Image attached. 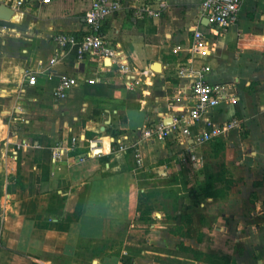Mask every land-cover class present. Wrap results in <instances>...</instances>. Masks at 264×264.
<instances>
[{
  "label": "crops",
  "instance_id": "crops-1",
  "mask_svg": "<svg viewBox=\"0 0 264 264\" xmlns=\"http://www.w3.org/2000/svg\"><path fill=\"white\" fill-rule=\"evenodd\" d=\"M202 1L121 0L101 36L138 75L127 88L107 59H78L76 46L53 40L86 35L90 0H0L13 12L0 20V264H223L217 254L225 264H264V0H241L235 25L217 35ZM142 3L160 16L133 22ZM194 30L206 54L189 53ZM201 66L227 96L209 117L233 126L206 143L150 140V128L190 102L178 72ZM62 75L77 86L56 100ZM74 136L80 151L98 138L101 155L79 160L66 149L54 160ZM110 138L138 150L144 168L111 151ZM169 177L180 182V204L161 210L143 194ZM210 177L222 196L182 189Z\"/></svg>",
  "mask_w": 264,
  "mask_h": 264
},
{
  "label": "built area",
  "instance_id": "built-area-1",
  "mask_svg": "<svg viewBox=\"0 0 264 264\" xmlns=\"http://www.w3.org/2000/svg\"><path fill=\"white\" fill-rule=\"evenodd\" d=\"M49 3L50 0H43ZM241 0H203L200 5V12L207 20V23L214 29V34L223 32L238 20ZM21 2H17L20 6ZM121 0H90L88 11L83 17L86 35L82 39H77L71 34H56L53 37L54 42L62 47L76 46V55L78 59L87 54H97L102 60L107 59L116 66L117 72L123 78V85L127 88L139 83L138 75L129 67L127 58L116 48H113L101 36V27L104 21L117 14L122 9ZM161 10L152 8L151 3H142L133 7L131 19L138 22L146 18H157ZM208 41L202 32L194 30L192 40L189 46L190 54H206ZM53 62V60L51 61ZM209 71L207 66H201L199 70L191 71L188 68H182L178 75L187 76L190 87L191 99L186 105L180 108L177 116L171 118L169 124L159 123L154 128H150L148 133L153 135V139L162 143L167 138H174L178 142L186 143L187 139L193 138L196 143L211 142L225 132L226 129L233 126L234 122L219 126L209 117V113L219 105L227 96L225 87L222 84H211L205 80V73ZM30 85L35 80L30 79ZM77 86V79L72 76L62 75L59 77L56 87L53 90V97L56 100H63L67 97L69 91ZM174 102H180V96L173 98ZM201 125L202 129L192 135V129ZM98 140V138H97ZM97 140L88 142L87 152L82 154L79 160L87 156H100L102 151L96 147ZM82 139L74 136L70 140L68 148L56 147L52 154L54 160L58 159L62 152L67 149L73 152L80 148ZM111 151L114 153H123L128 147L121 142H116L110 138ZM135 159L138 165L142 164L141 154L135 150Z\"/></svg>",
  "mask_w": 264,
  "mask_h": 264
},
{
  "label": "rangeland",
  "instance_id": "rangeland-1",
  "mask_svg": "<svg viewBox=\"0 0 264 264\" xmlns=\"http://www.w3.org/2000/svg\"><path fill=\"white\" fill-rule=\"evenodd\" d=\"M129 158L134 163V165L139 166L136 163L135 152L134 153L133 152L130 153ZM141 158H142V156H141ZM142 163H143V161H142ZM140 165H142V167L144 168V163L140 164ZM145 166H149V165L146 164ZM179 183L180 182H178V180L176 178H174V177H169L168 179H163L161 181L157 180L156 182L150 181L148 183V186H147L148 189L151 188L150 186L154 185V186H157L159 188V190H161V192L159 194V196H160L159 200L157 198H155L156 199L155 206L160 207L161 210H166V209L170 208V206L172 207L173 200L176 199V197H175L176 191H179L181 189L180 187L177 186ZM207 183H209L210 185L214 186V184H216V181L214 180V177H210V180ZM203 185H204V183H203ZM184 186L187 189L195 187L194 183L190 182L189 180H188V184L187 185L186 184L184 185V183H183L182 189L185 188ZM164 196L166 198H163ZM59 204H60V202H59ZM214 249H216V247ZM216 250L219 251L220 249L217 247ZM214 257L217 258V259H220L223 263H225V258H224L225 255L224 254H217V255H214Z\"/></svg>",
  "mask_w": 264,
  "mask_h": 264
},
{
  "label": "trees",
  "instance_id": "trees-1",
  "mask_svg": "<svg viewBox=\"0 0 264 264\" xmlns=\"http://www.w3.org/2000/svg\"><path fill=\"white\" fill-rule=\"evenodd\" d=\"M76 38L77 39H82L83 37L82 38L76 37ZM85 146L86 147H84V149H82L81 151L77 149V150L71 152V155L77 156V155H79L81 153L82 154L86 153L87 152V146H88V144H86ZM132 152L133 151H131V152L127 151L126 153H129L130 154ZM208 181H206V185L205 186H202V187H199V188L197 187V189H196V187L190 188L189 195H192L193 193H196V192L200 191L205 197L206 196H211V197H219V196H222L223 193L220 192L222 195H220L219 192L217 193L216 190H215V187L213 185H210L209 183H207ZM187 184L188 183H186V185ZM150 187L151 188L150 189L147 188L146 192L143 194V198L146 199V200L152 199V198L155 199L160 194V192H161V190H159V188L157 186L152 185ZM179 199L180 198L176 197V199L173 200V203H172V207L173 208H175L176 205H179L180 204ZM181 200H183V199H181ZM181 203H182V201H181ZM223 264H225V263H223Z\"/></svg>",
  "mask_w": 264,
  "mask_h": 264
},
{
  "label": "water",
  "instance_id": "water-1",
  "mask_svg": "<svg viewBox=\"0 0 264 264\" xmlns=\"http://www.w3.org/2000/svg\"><path fill=\"white\" fill-rule=\"evenodd\" d=\"M13 12L6 5H0V20L6 21L9 20Z\"/></svg>",
  "mask_w": 264,
  "mask_h": 264
}]
</instances>
